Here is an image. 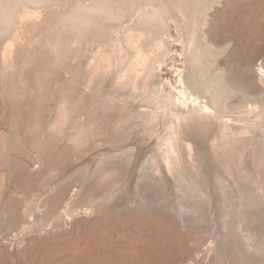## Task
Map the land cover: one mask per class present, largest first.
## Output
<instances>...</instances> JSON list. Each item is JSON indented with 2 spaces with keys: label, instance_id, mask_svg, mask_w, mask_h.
Segmentation results:
<instances>
[{
  "label": "rangeland",
  "instance_id": "rangeland-1",
  "mask_svg": "<svg viewBox=\"0 0 264 264\" xmlns=\"http://www.w3.org/2000/svg\"><path fill=\"white\" fill-rule=\"evenodd\" d=\"M74 1L58 0V5L47 3L40 8L30 6L25 20L27 32L32 36L41 25V40L21 47L6 46L8 51L5 47L2 52L6 54L3 57L8 61L9 74L3 78L0 71V142L11 139L13 134L10 131L16 96L12 87L17 85V73L25 64L31 107L23 156H55L53 170L62 169L63 174L36 175L31 178L33 183L24 185L22 195L15 197L21 207L19 218L24 211L30 214L25 224L28 226L22 232L0 233V264H143L138 250L140 239L131 236L113 240L107 231V235H101L102 228L95 222L94 214L66 219L57 216L64 211L62 205H58L60 211L58 206L53 211L45 208L41 204L46 193L44 183L72 173L97 184L101 176L105 178L102 170L108 164H119L127 167L128 182L103 183L102 189L111 195L108 204L114 209L119 205L124 211L139 206L134 201L137 186L159 204L156 225H162L168 217L175 216L171 208L178 203H194L199 189L183 185L181 178L189 179L190 164L200 159V169L209 170V186L199 190L196 197L202 224L192 227L199 229L198 235L208 242L193 264H264V193L255 192L259 184H264V80L256 75L257 65L264 59V0H184L187 15H198L200 19L203 12L207 13L208 24L198 33V45L205 51L210 48L207 60L212 67L209 74H204L206 77L188 67L180 54L182 44L178 37L185 30L176 13L171 12L166 19L168 28L160 22L135 19L133 14L123 22L93 15L88 17V26L74 25L68 21ZM19 19L20 15H16L15 25ZM181 78L188 88L184 99L179 96ZM197 78L213 86H190ZM202 93H218L225 113L216 111L210 103V111L205 113L202 106L209 96ZM166 121L174 129L164 135ZM156 135H164V141L169 139L175 146L169 165L160 157ZM12 140L16 142L14 135ZM1 169L3 196L5 180ZM28 174L32 175L31 170ZM180 187L184 190L180 191ZM200 197L208 199L210 207ZM235 213L240 214L238 220ZM183 227L180 224L178 232L184 236ZM238 229L253 237V249L240 244L234 247ZM222 233L232 236L226 241ZM193 238H186L190 251L195 247ZM210 244L217 251H209ZM232 245L233 250L239 249L237 256L231 253ZM238 256H242L240 261L235 260ZM190 257H194L193 251Z\"/></svg>",
  "mask_w": 264,
  "mask_h": 264
},
{
  "label": "bare ground",
  "instance_id": "bare-ground-1",
  "mask_svg": "<svg viewBox=\"0 0 264 264\" xmlns=\"http://www.w3.org/2000/svg\"><path fill=\"white\" fill-rule=\"evenodd\" d=\"M56 2H58V0H0V54H1L0 56L2 57L1 62H3V64L0 65V71H1L2 76H4L5 74L6 75L9 74V73L8 74L6 73L8 61L4 59L5 57H3V55L6 56V54L2 53L3 50H5L6 46L7 47L9 46L10 48L16 47V46L21 47V46H26V45H31V44L37 43L41 40V36H42L41 25H39V28L36 29L37 31L34 32V34L32 36L28 35V32H27L28 27L25 24L26 15H27L26 13L28 11V8L30 6H32L34 8H40L44 4H47V3L55 4ZM72 2H73V0H72ZM183 3H184V0H75L73 8L72 9L70 8V10H69V12H71V13L68 17L70 20H68V21H71L74 25L80 24V23H86V26H88L87 22L90 20V18H88V17L93 16V15H95V16L97 15L98 17L102 16L106 19H109V21L111 19L113 21L115 20V22H123V20L126 19V17L129 14H133L135 19L136 18L143 19V20H147L148 22L154 21L155 23L160 22L161 24H163L162 26H164L165 28H168L167 27L168 23L166 22V19L170 18V14H172L171 12H173L174 14L176 13L180 17V19L183 23L182 24L183 28L185 30L183 32V34L178 37V39L181 40V44H182V51L180 54L184 55V60H185L186 65L188 67H190L192 69L199 70L201 72V74H203V76H204V74L210 73V71H211L210 67H212L211 64L207 60V57L209 55V54H207V51L210 49L209 48L210 46L208 47L209 49L208 50L206 49L207 51H205L204 49H202L200 47L201 45L200 46L198 45V41H199L198 40V35H199L198 33L203 32L204 28L208 24V19H207V15H206L207 13L203 12L200 19H199V17H197L198 15L192 16V14H190L191 15L190 16L188 14L189 15L188 16L186 13V8L184 7ZM214 3H215V1H214ZM57 5H55V8ZM59 6H60V4H59ZM185 6H187V5H185ZM60 8H61V6H60ZM204 11H205V9H204ZM16 15H20V19H19L17 25H15V16ZM40 21H41V19H40ZM40 21H38V22H40ZM72 23H70V24H72ZM88 24H89V22H88ZM209 32H211V30H209ZM205 39H206V33H203V40H205ZM207 45H210V44H207ZM7 51H8V48H7ZM206 54H207V56H206ZM14 56H16V55H14ZM156 56H157V54H156ZM24 65L25 64H23L19 68L20 73L19 74L17 73V77H18L17 85L12 87L13 88L12 89L13 94H15L16 97H15V101L13 103L14 104V113L12 112L13 116H14V117H12L14 119L13 123L11 122L13 124V127H12V131H10L11 133L10 132L9 133H10V135L13 133L12 136L13 135L15 136L16 142L15 143L13 142L12 136H10L11 139L8 138L7 140H3L2 142H0V168H2L4 171L3 181L5 180V183H4L5 191L3 190L5 193L3 194V196L0 195V233H2V234H7L10 230L22 232V231H24V229L27 228L28 225L26 226L25 224H27V222H28L27 217L30 214L27 213V211H24L21 218H19L21 207L17 203L15 197L22 195L24 185L26 183H28L29 181H31V178H34L36 175L56 176L55 175L56 173L57 174H59V173L63 174L62 169L53 170V167L55 164V160L53 158H56L55 156L53 158L50 156L44 157L42 154L31 155V156H28L27 158H26V156H23V150L25 148V144L27 143V141H26L27 129H28L27 128L28 127L27 126L28 125L27 116H28V111L31 107L29 100H28L27 93H26V88H27V83H28V75H27V69H26L27 65H25V66ZM200 72H199V75H197L198 77L200 76ZM256 75L259 77V80H264V59L257 65ZM195 77H196V74H195ZM204 77H206V76H204ZM3 78H5V76ZM12 78L13 77H11V79ZM14 80H12V81H14ZM3 81L4 80H2V82ZM180 81L182 83V88L179 90V96L184 99L187 96L188 88L186 87L182 78ZM191 84H194V87H196V88L204 87V89L205 88L208 89L212 83L209 84L207 80L197 78V80L195 79V81L193 83L192 82L190 83V86H191ZM211 86H213V85H211ZM5 87L7 88L8 85H6ZM221 90H222L221 88H220V90H218L219 94L221 93ZM206 92L204 91V93H206ZM204 93H202L203 94L202 96L205 95ZM248 93H249V91H248ZM249 94H251V93H249ZM255 94H257V93H255ZM259 94H261V93H259ZM207 96H209V94ZM11 97H10V100H12ZM195 100H196V98H195ZM197 100H198V97H197ZM220 100H221V96H218V93L210 94V96L208 97V101H204L205 103L202 106L204 112L207 113L208 111H210V107L208 106L210 103L211 105L214 106L216 111H218L220 113H225L224 112L225 111V105L223 103H221L222 100L221 101ZM11 116H12V114H11ZM192 120H193V118H192ZM163 125H164V131H165L164 135L174 129L173 128L174 126L169 121H166ZM163 136H160V135L157 136L156 135V137L158 138L159 145L161 147L160 157L166 165H169L170 160L174 158L176 150H175L174 144L169 139H166L164 141ZM198 163H202V159H200L196 163L194 162V163L190 164L189 167L192 169V171H191L192 173H191V175L189 174L190 172L188 173L189 179L182 177L181 181L183 182V185L187 184V187L189 185V187L196 189V190L197 189L205 190L207 188V186H209L208 180H207V177L209 176V174L207 172H209V170L207 172L202 171L200 169V167L198 166ZM201 166H203V165L201 164ZM30 170L32 173L31 176L28 174V172H30ZM127 171H128L127 167L121 166L119 164L118 165L108 164L102 170V174L105 175L104 176L105 178H102V176H101V178H99L100 180L98 182L96 181L97 184H91V182L90 183L87 182L88 180L85 181V180L78 179L75 177L76 174L73 175L71 172H70L71 174H65L64 176L62 175V177L60 179H59V177H60L59 176L57 180H56V177H52V178H55L53 182L51 181L48 183H44L45 184V186H44L45 190L44 191L46 193H43L45 199H43L44 197L42 196L43 197L42 200H44V202H42L41 204L44 203L45 208H47V209L51 208L52 211L54 209H56V207L58 205H60V206L62 205L64 211L62 210L63 211L62 213L61 212L59 214L57 213V216L59 215L60 217H63L66 219H72L74 216L77 217L78 215L90 216V215L94 214L95 215V222H97L100 225V227L102 228L101 235L107 231V233L112 235V237L110 235H109V237H111V239L113 238V240L119 239V241H120L121 238H124V237L126 238V237H131V236H134V237L140 239L141 243L140 242L139 243L141 245L139 244L138 250H139L140 254L142 255V258L144 259L143 260L144 262L142 261L143 264L144 263L145 264H193L194 261H196V259L199 258L201 252L204 250L203 247L208 242L207 240L204 241L205 238L202 240L200 235H198L199 229L197 231V230H195L194 227H192V226H194V224H197V225L202 224L201 223L202 222V216H200L201 208L199 209V205H198L200 203H196V197H198L200 194L199 190H198V194L196 193V195H198V196L195 195L196 196L195 199L193 198L195 200L193 204L190 205L189 203L188 204L178 203L176 208H174V209L171 208L172 210L175 211V216L168 217L166 219V221L164 220L165 222L162 225H156V221L158 220V218L160 216V213H159L158 208H157V206H159V204L157 205V203L152 202L151 201L152 199H150L149 196H147L148 194L144 195V191L141 190L140 188H138L137 186L135 187L136 188L135 193L137 195H135L136 198L134 199V201H137L139 206L137 205V207H134L129 211H124L121 208H118L119 205L118 206L116 205V208L114 209V207H115L114 205H113L114 207L113 206L111 207L108 204L109 201L111 200V195L107 191L102 189L101 186H103V183L105 184V182H111L112 184L122 183V185L127 183L128 182V180H127L128 179L127 178L128 172ZM178 177H179V175H178ZM220 182H221V180H220ZM259 185H260V186H258L259 189L256 187L258 189V191H255V192H259V190H260V191H262V192H260L262 194V193H264V184H259ZM25 189H26V187H25ZM179 190L182 191V190H184V188L180 187ZM189 191L191 192V190H189ZM206 191H205V193H206ZM208 192H210V191H208ZM209 195L212 196V194H209ZM240 195L241 194L239 193V196ZM257 195L259 197V194H256L255 196H257ZM20 197H22V196H20ZM35 197H36V195H35ZM262 197H264V196H262ZM112 198H113V195H112ZM200 198H202V197H200ZM200 198H198V200H200ZM208 198H210V197L208 196ZM255 198H257V197H255ZM252 199H254V198H252ZM189 200H191V199H189ZM203 200L205 201V199H203ZM207 200L205 202H208ZM255 200H253V201H255ZM261 200H263V199H261ZM211 201H212V198H211ZM190 202H193V200ZM255 202H252V203H255ZM161 203L163 206L165 205V204H163V201ZM167 203H169V202H167ZM167 203H166V205H167ZM208 206L210 207L209 202H208ZM242 206H243V204H242ZM121 207H123V206L121 205ZM45 210L46 209H44V211ZM60 210H61V208L59 209V211ZM49 211L50 210H48V213L52 214ZM244 211L246 212V208L244 209ZM244 211H242V212L244 213ZM39 212H41V211H39ZM227 214H229V213L226 212V216H227ZM235 214L237 216V213H235ZM231 215H233V214H231ZM229 216H230V214H229ZM238 216L236 217V219L238 218ZM23 217H25V219ZM78 217H80V216H78ZM36 219H34V220L35 221L39 220V219H37V220ZM34 220H33V222H31L32 224L34 223ZM243 220L245 221V218ZM39 221H38V223H39ZM227 222H229V220ZM31 223H30V225H31ZM180 224L184 226L183 228H185L184 236L178 232V227ZM33 225H35V224H33ZM240 225H242V224L240 223ZM100 227L97 231H99L101 229ZM240 227H239V229H240ZM230 229H232V228H230ZM241 230H242V228H241ZM29 231H31V230H29ZM249 231H251V230H249ZM235 232H236V230H235ZM247 233H241V231L239 230L238 237H235V240L233 241L234 244L232 243L234 245V247H235V244H238V245L240 244L244 248L249 249V250L251 248L253 249V247H255L254 242L251 239L253 237H250V235H248ZM105 235H107V234L105 233ZM191 236L194 237L193 240L195 241V247L192 250L193 256H194L193 258L190 257L192 251H190L191 249L189 250V248L187 247V242H186V238L191 237ZM228 236H229L228 233L226 234V237L224 235V238L226 241H227ZM233 236H236V235H233ZM100 237H102V236H100ZM100 237H98V238H100ZM106 238H108V237L105 236V239ZM105 239H103V240H105ZM131 240L133 241V239H131ZM132 241H129V242H132ZM235 241H236V243H235ZM93 242H94V240H93ZM137 242H136V245L138 244ZM211 242H213V241H211ZM117 243H119V242H117ZM122 243H123V241H122ZM224 243H225V241H224ZM133 244L134 243H132V245ZM214 244H210L211 246L209 248V251H214V247H216ZM233 245H232V250L234 248ZM121 246H123V244ZM132 247H135V246H132ZM228 248H231V247L229 246ZM205 249H206V247H205ZM236 250L239 251V249H236ZM236 250L231 251V253L233 252V254H234L236 252ZM204 251H203V253H204ZM215 251H217V250H215ZM228 252H229V250H228ZM238 253L239 252H237V254ZM138 255H139V253H138ZM235 255H236V253H235ZM238 255H240V253ZM215 256H217V255H215ZM231 256H232V254L230 255V257ZM239 257L241 258L242 256H238L235 260L240 261V260H238ZM200 258H202V257H200ZM204 258H207V257H204ZM199 260H201V259H199ZM204 260L206 262V260H208V259H204ZM197 262L199 263L198 260H197ZM209 264H210V262H209Z\"/></svg>",
  "mask_w": 264,
  "mask_h": 264
}]
</instances>
